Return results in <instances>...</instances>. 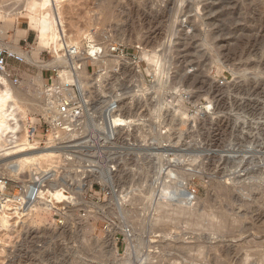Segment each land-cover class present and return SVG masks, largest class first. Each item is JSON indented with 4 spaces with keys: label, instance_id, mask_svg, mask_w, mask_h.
I'll list each match as a JSON object with an SVG mask.
<instances>
[{
    "label": "rangeland",
    "instance_id": "1",
    "mask_svg": "<svg viewBox=\"0 0 264 264\" xmlns=\"http://www.w3.org/2000/svg\"><path fill=\"white\" fill-rule=\"evenodd\" d=\"M254 1L58 0L79 48L125 52L116 60L105 51L97 65L88 61V73L80 52L74 83L92 88L96 110L116 96L134 122L120 132L126 150L117 171L109 168L112 186L100 181L103 172L88 173L84 158L64 163L65 181L77 187L91 179L89 189L80 195L71 187L68 204L54 199L67 209L63 227L38 210L26 235L13 239L10 224L0 229V264H264V33L252 26L254 37L235 41ZM2 4L13 10L23 0ZM29 15L0 21V43L28 55L7 71L27 121H36L42 109L28 106L43 107L44 84L54 83L43 70L66 71V51L57 58L37 48ZM16 28L29 30L32 42L14 41ZM64 74L55 83L69 84Z\"/></svg>",
    "mask_w": 264,
    "mask_h": 264
},
{
    "label": "built area",
    "instance_id": "2",
    "mask_svg": "<svg viewBox=\"0 0 264 264\" xmlns=\"http://www.w3.org/2000/svg\"><path fill=\"white\" fill-rule=\"evenodd\" d=\"M109 57L122 60L125 57L124 49L118 45L108 48ZM105 48L99 47L96 55L91 59L96 60L104 55ZM66 57L65 69L77 78L82 70L83 55L76 49H68L64 54ZM24 63L25 59L11 52L8 48L0 44V73L7 72L8 77H12L7 71L8 62ZM92 64H94L92 62ZM90 63V65H91ZM95 65V64H94ZM88 62L86 72L88 73ZM58 68H46L44 73H48L46 80L53 81V76L57 79ZM99 71V68H96ZM96 72V73H97ZM14 81H16L14 79ZM92 88H83L79 85L69 84H44L43 98L44 109L36 121H27V129L24 133L28 143L37 149H54L62 156V162L59 164L57 177L65 181L61 173L66 169L64 163H71L74 158H84L88 173H107L109 168L116 172L120 166V157L125 149L122 143V137L111 134L109 138L104 139L103 134L93 125V121L100 120L104 104L96 110L100 104L94 99ZM94 109V114L91 113ZM100 122V121H98ZM42 136L39 139L37 136ZM134 149V145H132ZM2 156L0 155V218L2 212L6 213L8 221L13 228L18 231L15 236L21 237L28 233V221L34 217L31 205L37 203L40 188H43L51 178L52 169L42 168L39 164L31 166L30 170L22 173L12 174L9 168H1ZM116 170V171H115ZM70 200H64L59 203H69ZM66 208H57L52 203V219L57 225L64 226L68 213ZM65 211V213H64ZM69 211V209H68ZM55 217V219H54ZM55 224V225H56ZM15 237V238H17ZM12 264V261L11 263Z\"/></svg>",
    "mask_w": 264,
    "mask_h": 264
},
{
    "label": "bare ground",
    "instance_id": "3",
    "mask_svg": "<svg viewBox=\"0 0 264 264\" xmlns=\"http://www.w3.org/2000/svg\"><path fill=\"white\" fill-rule=\"evenodd\" d=\"M213 1H215V0H213ZM253 1L254 0H252V2ZM61 2H63V0H61ZM234 3H236V2H234ZM253 3H255V1ZM225 4L228 5V3H225ZM230 5H231V3H230ZM59 6H60V4H59L58 0H23V5H21L19 8L18 7L16 9L14 8L13 10H11L9 7H6L3 5L2 7H0V21H2L4 23V25H11V20L13 18H15L18 14H21L24 11V9H28L30 11V15H29L31 18L30 20L32 21V23L35 25V28H36L37 37L35 40V45L37 48L49 47L54 52V55L57 56V58H60V56H59L60 52H62V51L67 52V48L68 49L74 48V49H76V51H79L81 53L83 52L84 55L86 56L85 67H86L87 62L89 60L90 61L92 60L93 63L96 62L97 59H99V58H97L96 60H93V59H91V57L93 55L94 56L96 55L99 47H97L96 45H89V47L86 50L85 47L79 48L77 46V44L73 43L72 38H71L72 35L71 34L68 35L67 31L65 29ZM236 6L237 5H235V7ZM16 10H18V11H16ZM13 11H15V12H13ZM226 11H229V10H226ZM245 12H246V17L244 19V25L242 28L246 29V30L244 29L246 33L241 36V39L235 38V41L238 44H240V43L246 44L247 40L251 36H253V33H252L253 31L250 30V27H252V26L255 28V31H257L260 27L261 33L262 34L264 33V0H259L258 3H256L255 5L248 6L246 8ZM220 13H222V12H220ZM224 14H226V13H224ZM236 14H238V13H236ZM223 18H224V16H223ZM225 18H226V16H225ZM240 30H242V29H240ZM240 32H242V31H240ZM72 33L78 34V31L73 30ZM211 36H213V35H211ZM234 37H236V36L234 35ZM229 41H230V39L227 42L230 43L231 41L230 42ZM251 43L253 44V42H251ZM230 44H233V42ZM1 45H2V47H6L3 44H1ZM249 45H250V43H249ZM244 47H246V46H244ZM6 48H8V47H6ZM9 50L11 52L18 54L19 56L23 57V59H26V60L29 59L28 55L25 52H21V54H20V52L18 53L11 48ZM228 50H229V48H225L223 51H221V53H226V51H228ZM105 51H107V54H108V52H109L108 47L105 48ZM66 52H64V54ZM186 52H188V50ZM107 54H106V56H107ZM228 54H229V52H228ZM104 55H105V52H104ZM104 55L102 57H104ZM225 56H227V55H225ZM240 56H242V55H240ZM102 57H100V59ZM64 58L66 60L65 55H64ZM66 62H67V60H66ZM94 64L97 65L96 63H94ZM82 65H83V63H82ZM55 68H58V67H55ZM82 68H83V66H82ZM58 70L59 71H58V77L57 78H60L59 76H61V81L66 80L67 77H64V75H65L64 73H66V71L62 70L61 67H59ZM67 73L71 77L70 83L75 84L73 78H76V77L73 76V74H70L68 71H67ZM78 77H79V74H78L77 78ZM9 78L10 77H8L7 72L0 73V155L3 156L4 157L3 160L6 161V164H4V163L1 164L2 165L1 168H9V166L11 165L10 169H12V170H10L9 172H11L12 174H16V173L18 174V173H22V171L24 169H28L29 167L31 168V166H33L34 164L37 165V164L41 163L40 166H42V163H45L47 168H48V166L49 167L51 166V168H49V169H52L50 181L43 188H40V194H39L37 203L30 206L32 208V211H34V213H32V214H35V216L30 217L28 223L32 222V221L34 223L35 218H37V220H38V217L36 215L38 210H39L38 212H40V210L43 212H49L52 208V202L54 199L56 201H63V200L70 198L72 196V194H74V193H71V190H70V188L72 186H68V184H66V182H64V180L57 177V165H58V162L60 160L59 159L60 158L59 152L54 150V149H46V148L37 149V148L33 147L32 144L28 143L26 138L21 139L22 135H20V134H23L22 132H24V130L27 129L26 126H27L28 113L21 107L20 103H18V101L16 100L15 91H14L13 86L10 83ZM193 79H194V77H193ZM191 80L192 79H190L189 81L192 82ZM12 81L15 82L14 80H12ZM55 81H56V79L53 80L54 84H62V83H55ZM76 85H78V84H76ZM41 97L43 99V107L40 105V103L35 102V105H30V106H28V108L31 110V107L35 106L34 110L38 111V110L42 109V111H43V109H44V98H43L42 93H41ZM115 97L116 96L111 95L108 98V100H107L108 102L105 105L106 108L104 107L105 108L104 114H102L100 120H98L100 122L93 121V125L95 124V126L100 130L99 132L104 133L103 134L104 139L109 138V136L111 134L120 136V132H122L126 128L130 127L132 122H134V119L128 117L126 114H123L121 112L120 108H118V106H119L118 99H115ZM29 102L33 103L32 100H30ZM30 110H28V111H30ZM91 113L92 114L94 113V112H92V109H91ZM25 132H26V130H25ZM23 136L26 137L25 134ZM45 164H44V166H45ZM99 176H101L100 181L104 184L105 187L112 186V181H111L112 172L110 169H108L107 173L103 172L102 175L100 173ZM59 181H61L63 183H60ZM92 181L93 180L89 179L86 183L81 184L74 189L77 190V193L82 195L89 189ZM73 192H75V191H73ZM49 208H50V210H49ZM9 224L10 223L8 221V217L6 216V213L2 212V217L0 218V229L1 230L5 229L6 227H8ZM10 227H12V226L10 225ZM17 232L18 231L16 230V228H13V230L11 232L12 233L11 236L13 239L15 237H17V236H15V234H17ZM111 233H113V231ZM1 234H2V232H0V236H1Z\"/></svg>",
    "mask_w": 264,
    "mask_h": 264
},
{
    "label": "crops",
    "instance_id": "4",
    "mask_svg": "<svg viewBox=\"0 0 264 264\" xmlns=\"http://www.w3.org/2000/svg\"><path fill=\"white\" fill-rule=\"evenodd\" d=\"M12 37L14 39V41H17L18 44L20 45L21 43H25V44H29L30 42H32L33 37L32 34L29 30H24V29H19L16 28L14 32H12ZM11 49H15L14 47H12ZM16 51V50H15ZM17 52V51H16ZM14 64V62L10 61L9 62V67H12ZM12 72V71H11ZM48 74V73H47ZM44 77V76H43Z\"/></svg>",
    "mask_w": 264,
    "mask_h": 264
}]
</instances>
